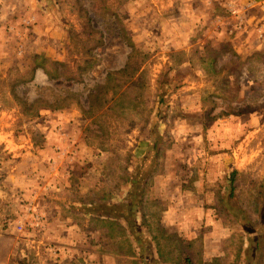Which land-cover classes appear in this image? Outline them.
Instances as JSON below:
<instances>
[{
  "label": "rangeland",
  "instance_id": "1",
  "mask_svg": "<svg viewBox=\"0 0 264 264\" xmlns=\"http://www.w3.org/2000/svg\"><path fill=\"white\" fill-rule=\"evenodd\" d=\"M218 1L0 0V264L58 260L67 215L91 238L89 203L208 208L220 264H264V47Z\"/></svg>",
  "mask_w": 264,
  "mask_h": 264
},
{
  "label": "crops",
  "instance_id": "2",
  "mask_svg": "<svg viewBox=\"0 0 264 264\" xmlns=\"http://www.w3.org/2000/svg\"><path fill=\"white\" fill-rule=\"evenodd\" d=\"M217 3L235 12L236 24H240L236 34L238 37L245 36L247 38L249 48L259 45L264 47V41L259 40V38L264 39V25L258 27V23L262 21L240 13L244 12L245 8L247 10L255 9L258 10L256 17L261 18L264 3L260 4V0H221ZM24 158L23 156L22 160ZM180 195L186 196L185 193ZM147 200V202L156 203V199L153 197ZM105 204L110 206V203ZM84 206L87 209L82 216L85 217L87 225L83 231L88 232V235L91 234V238L82 233L79 225L74 221V215L61 218L58 230L61 232L57 234L56 240H53L57 249L54 255L58 260L54 262V259L48 258L44 264H220L222 255L226 253L222 251V245L230 239L227 237L230 236V231L225 235L226 230H222V228L220 231L214 230L219 221L215 220L214 223H210L211 210L208 208L193 211L186 208L184 204V206L175 205L176 207H165L147 212L140 210L139 216H134L130 221L128 214L115 216L112 210L95 212L91 209L93 205L90 203ZM76 211L81 213L78 207L77 209L72 208V213H76ZM194 214H198L195 216L200 218L196 227H194ZM148 219H151L152 223L146 221ZM135 220L137 225L134 224ZM237 225L240 228L239 222ZM147 228L153 230V236L149 234L147 236L153 247V252L150 255L144 254L142 240L137 235L138 229L148 232ZM209 228L214 234L211 237ZM211 241L220 243L221 250L217 249L216 253H212L210 251ZM90 242L91 244L95 243L94 248L88 246ZM84 244L89 249L83 247ZM204 244L205 247H203ZM207 245L208 250H205ZM11 258L13 264H18L12 256L7 258L8 261L5 264H9Z\"/></svg>",
  "mask_w": 264,
  "mask_h": 264
},
{
  "label": "trees",
  "instance_id": "3",
  "mask_svg": "<svg viewBox=\"0 0 264 264\" xmlns=\"http://www.w3.org/2000/svg\"><path fill=\"white\" fill-rule=\"evenodd\" d=\"M45 73L51 78V79H59L58 78V76H59V73L57 74V76H51L50 74H49V72H48V70H45ZM123 74V71H120V72H116V73H109L108 74V78H107V81H109V80H111V79H113V78H115V77H117V76H121ZM234 180H235V172L232 174V177H231V182L233 183L234 182ZM234 189H235V187H234V185L232 186V190L234 191ZM230 210H232V209H230ZM229 210V213H231V215L232 216H234V218L237 220V222H239V223H241V221H240V217L239 216H237V214L235 213V211L234 210H232V211H230ZM131 211H132V216H134V214H135V210H132L131 209ZM233 211H234V213H233ZM125 216V215H123V214H120L119 216ZM116 216V215H115ZM118 216V215H117ZM128 218H129V220L131 221L132 220V218H131V216H128ZM250 243H251V245H253V246H255L256 248H260V244H259V240L257 239L256 240V242H254V241H250ZM255 248V249H256Z\"/></svg>",
  "mask_w": 264,
  "mask_h": 264
}]
</instances>
